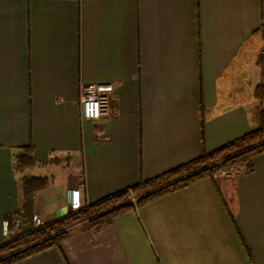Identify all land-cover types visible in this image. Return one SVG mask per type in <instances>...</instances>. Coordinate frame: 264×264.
Returning a JSON list of instances; mask_svg holds the SVG:
<instances>
[{"label": "crops", "instance_id": "obj_1", "mask_svg": "<svg viewBox=\"0 0 264 264\" xmlns=\"http://www.w3.org/2000/svg\"><path fill=\"white\" fill-rule=\"evenodd\" d=\"M261 54L264 0H0V245L24 176L49 180L33 208L48 223L73 191L94 205L247 135L264 110ZM96 84L114 86V116L83 121L80 88ZM30 145L22 176L14 157ZM252 166L78 225L17 264H264V154Z\"/></svg>", "mask_w": 264, "mask_h": 264}, {"label": "trees", "instance_id": "obj_2", "mask_svg": "<svg viewBox=\"0 0 264 264\" xmlns=\"http://www.w3.org/2000/svg\"><path fill=\"white\" fill-rule=\"evenodd\" d=\"M258 65L264 68V55L258 59ZM255 96L264 100V85H259ZM264 154V110L258 115L257 126L244 137L200 158L177 167L159 177L142 180L138 185L121 191L103 201L83 206L77 212L66 217L45 223L42 227L34 224V197L45 190L49 180L40 177L24 176L35 166L33 147L21 149L14 157V170L23 177L24 209L17 221L22 225L14 238L0 245V264H17L23 260L60 248L71 235L72 229L83 225V229L100 230L111 225L120 216L148 205L164 196L189 187L203 180H214L221 173L243 168L245 172L253 170L252 160ZM232 216V215H231Z\"/></svg>", "mask_w": 264, "mask_h": 264}, {"label": "built area", "instance_id": "obj_3", "mask_svg": "<svg viewBox=\"0 0 264 264\" xmlns=\"http://www.w3.org/2000/svg\"><path fill=\"white\" fill-rule=\"evenodd\" d=\"M115 88L111 84L82 85L80 88V106L81 118L83 121L98 122L105 117H113L112 111L113 96ZM231 171L221 173V176H227ZM83 207L78 191L71 194V212H77ZM44 222L38 216H34V224L36 227H42ZM21 227L20 221H16L14 225V234L16 235Z\"/></svg>", "mask_w": 264, "mask_h": 264}, {"label": "rangeland", "instance_id": "obj_4", "mask_svg": "<svg viewBox=\"0 0 264 264\" xmlns=\"http://www.w3.org/2000/svg\"><path fill=\"white\" fill-rule=\"evenodd\" d=\"M82 226H83V225H82ZM82 226H81V227H82Z\"/></svg>", "mask_w": 264, "mask_h": 264}]
</instances>
